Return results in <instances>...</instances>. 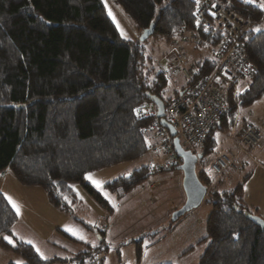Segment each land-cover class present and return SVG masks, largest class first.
<instances>
[{
  "label": "trees",
  "instance_id": "16d2710c",
  "mask_svg": "<svg viewBox=\"0 0 264 264\" xmlns=\"http://www.w3.org/2000/svg\"><path fill=\"white\" fill-rule=\"evenodd\" d=\"M221 1L256 25L264 21V0ZM116 3L137 32L151 30L147 39H123L104 0H0V173L9 171L23 186L42 188L49 202L65 213L70 202L79 201L76 183L112 211L86 175L145 156L153 141L147 133L152 118L139 120L136 110L156 101L166 105L172 97L166 73L146 55L144 44H176L181 32L195 31L192 0ZM246 52L257 73L242 95L244 108L264 97V31L248 34ZM236 110L230 106L210 133L201 147L203 157L216 144L215 133L230 128ZM158 172L141 167L103 190L123 200ZM198 176L205 186L211 185L204 171ZM209 198L212 210L201 241L206 248L198 264H264V228L252 219L264 221V213L245 202L244 185L215 191ZM17 222V213L0 193L2 245L10 246L4 237ZM15 241L10 247L26 264L58 263ZM97 250L72 260L90 264Z\"/></svg>",
  "mask_w": 264,
  "mask_h": 264
},
{
  "label": "rangeland",
  "instance_id": "374dc122",
  "mask_svg": "<svg viewBox=\"0 0 264 264\" xmlns=\"http://www.w3.org/2000/svg\"><path fill=\"white\" fill-rule=\"evenodd\" d=\"M104 1L108 15L110 10L115 17L114 20L113 16L109 15L120 36L125 39L121 35V31H123L128 37L126 40L139 39L143 34L142 31L137 32L135 30L131 20L123 13L122 9L107 0ZM112 2H116V0ZM258 28L261 29L260 31H264V21L258 24L253 31L260 32L256 31ZM149 41L144 44L146 55L153 59L158 70L168 71L173 56L179 47L185 49L190 62L210 57L209 50L205 46L196 48L193 43H185L181 40H179L181 43L177 40L176 44L160 43L155 45ZM167 78L171 84L169 94L171 93L170 95L173 96L175 87L182 85V82L178 83L182 76L169 70ZM238 108L239 114L236 110L230 128L226 132L217 131L215 133L216 144L210 153L203 157L201 147L193 151L200 156L196 168L197 174L201 175L204 171L212 180L211 185L206 186L208 194L205 198V205L199 209L197 215L190 217L187 215L173 224V214L184 196L183 173L177 169L166 173L167 168L162 165L170 159L164 155L163 151L148 152L140 160L132 163L133 165L130 164L128 168L129 164H118L89 173L93 180L102 182V188L96 187L92 180L87 178L89 174L86 175V182L94 189L101 191L108 200L113 210L111 212L98 204L94 197L79 183L73 184L74 192L79 201L75 204L70 202L69 213L62 212L49 202L42 188L23 186L8 171L6 177L0 176V193L5 195L17 213L18 222L13 226L11 235L5 236L10 237L12 243H9V240L4 237L5 241L10 246L16 243L15 240H18L31 245L35 251L39 248L44 257H47V259L41 257L36 251L43 260H58V263L62 264H73L69 258L73 259L79 253L88 251L87 246L98 249L94 255L103 264H198L201 256L194 260L190 258L195 254L184 260L179 256L193 239L199 240L202 239L200 237L206 235L203 229L196 228L200 227L196 222L201 224L203 217L206 216V222H202L203 226L206 225L209 219V216L205 214L207 206H210L212 210V206L209 204V196L218 191L217 184L220 180L231 179L237 174L239 176V172H244L240 182L236 183L231 190L239 184H243L247 201H252L254 204L264 203V160L255 161L257 160V153L261 149H254L253 155L256 158L250 161L248 168L247 165L245 166L246 170L240 169V166L237 165L236 168L229 169L224 175L218 177L214 176L210 170L212 164L219 157L234 153L230 132L237 121L239 130L242 124L251 121L261 131H264V98L260 99L251 110H245L241 103ZM246 117L250 121L246 120ZM159 162L162 165L158 164ZM150 163L158 164L157 166L160 168L155 171L151 170L152 165H149ZM180 164L181 161L178 166ZM141 167H147L152 172H159L150 176L141 187L123 200H119L108 193L105 195L106 192L103 191V188L107 183L120 176H128ZM246 176H248L247 179H245ZM9 197L18 205L19 212L13 207ZM181 220L186 221L177 227L172 235H168V231L177 226ZM66 228L74 230L76 234H71L66 231ZM80 236L83 239H80ZM28 241L32 243H28ZM10 246L0 243V264H17V262L26 264L25 259ZM139 249L141 250L140 256L138 255Z\"/></svg>",
  "mask_w": 264,
  "mask_h": 264
},
{
  "label": "built area",
  "instance_id": "2783aa9c",
  "mask_svg": "<svg viewBox=\"0 0 264 264\" xmlns=\"http://www.w3.org/2000/svg\"><path fill=\"white\" fill-rule=\"evenodd\" d=\"M192 1L195 3V31L200 30L203 36L195 31H184L179 38L185 43H193L196 48L207 47L210 57L190 62L185 49L179 47L168 71L181 74L184 83L175 89L164 106V117H158L156 106H142L138 112L136 110L139 120L152 118L147 129L153 136L149 153L163 151L170 161L160 165L167 169L179 164L174 139L178 138L181 146L192 152L202 147L230 106H236L239 114L242 95L250 88L257 73L246 52L247 36L257 25L221 0ZM168 71H164L166 76ZM163 122L175 131L174 137ZM238 127L237 121L231 129L230 139L239 153L264 146V134L252 124L244 123L240 130ZM238 158V153L219 157L212 164L211 173L216 177L224 175L239 165ZM157 165L150 169H159ZM7 172H1L0 176L6 177ZM90 264H102V261L96 257Z\"/></svg>",
  "mask_w": 264,
  "mask_h": 264
},
{
  "label": "water",
  "instance_id": "95a60500",
  "mask_svg": "<svg viewBox=\"0 0 264 264\" xmlns=\"http://www.w3.org/2000/svg\"><path fill=\"white\" fill-rule=\"evenodd\" d=\"M150 34L151 30L145 31L142 34L141 41L147 39ZM155 106L158 108V117L163 118L164 105L156 101ZM163 124L169 130L171 136L174 137L175 131L165 122ZM173 147L177 157L181 161V164L177 167V171L183 173L182 187L186 196L184 205L173 214L172 222H176L202 205L208 194V188L200 181L197 174L196 168L200 156L190 150L184 149L178 138L174 139ZM252 219L258 226L264 228V221L260 217L254 216Z\"/></svg>",
  "mask_w": 264,
  "mask_h": 264
},
{
  "label": "crops",
  "instance_id": "0c3cea01",
  "mask_svg": "<svg viewBox=\"0 0 264 264\" xmlns=\"http://www.w3.org/2000/svg\"><path fill=\"white\" fill-rule=\"evenodd\" d=\"M109 3H111V4H115V5H117V3L116 2H112L111 0H107ZM258 26V25H257ZM198 61V60H197ZM193 62H195V61H193ZM180 82H182V85H183V83H184V80H183V78H181V81H178V83H180ZM181 85V86H182ZM181 86H178V87H175V88H179V87H181ZM264 98V97H263ZM263 98H261V99H263ZM259 101V100H258ZM257 101V102H258ZM257 102H255L252 106H250V107H247V108H245V110H251L253 107H254V105L257 103ZM247 112V111H246ZM245 112V113H246ZM247 116V115H246ZM246 120H249V118H247L246 117ZM250 121V120H249ZM246 122V121H245ZM249 123H251L259 132H261V133H263L264 134V131H261L254 123H252L251 121L249 122ZM254 149H261V150H259L260 152L259 153H257V160H255L254 158H256L254 155H253V152L255 151ZM264 149V146L262 147V148H252V149H247L246 151H243V152H240L239 153V151L236 149V147H234V153H238L239 154V158H238V161H239V166H240V169H245V166L247 165V168L249 167V165H250V161H253V160H255V161H257V162H261V160H264V152H262V150ZM250 150H252V151H250ZM234 153H232V154H234ZM253 158V159H252ZM249 162V163H248ZM161 162H159L158 164H160ZM263 163V162H262ZM264 164V163H263ZM131 165H133V164H131ZM149 165H153V164H149ZM128 167H130V165L129 166H127V168ZM126 168V169H127ZM126 169H124V170H126ZM123 170V171H124ZM246 170V169H245ZM122 171V172H123ZM240 171V170H239ZM167 173V172H166ZM240 173H241V176H240ZM242 173H244V172H239V176H238V174L237 175H235L234 177H232L231 179H228V178H226L225 180H220L219 182H218V184H217V189H218V191L219 192H222V191H228L229 189L231 190V188L236 184V183H238V182H240V180H241V177H242ZM248 178V176H246L245 177V179H247ZM250 180V179H249ZM183 188V187H182ZM104 189V188H103ZM104 191V190H103ZM5 196V195H4ZM247 196L246 195H244V200H245V202L251 207V208H253V209H257L258 211H259V214H263L264 213V203H257V204H254L252 201H247L246 198ZM185 201H186V196H185V193H184V196H183V199H181V202L179 203V206L175 209V211H177V210H179L180 208H181V206H183V204L185 203ZM252 202V203H251ZM264 202V201H263ZM205 205V200H204V202L202 203V205L198 208V209H196V210H194V211H192L191 213H189V214H187V215H189L188 217H190V216H192V215H197L196 213L199 211V209H201L203 206ZM113 211V210H112ZM210 213H211V209H210V206H207V210H206V212H205V214H207V216H210ZM186 215V216H187ZM206 220H207V217L206 216H204L203 217V219H202V222L204 223V222H206ZM185 221L186 220H181L180 222H179V224H177V226H174V228H172V229H170V231H168V235H172L175 231H176V228L177 227H179L180 225H183L184 223H185ZM194 221L196 222V220L194 219ZM202 222H201V224L200 223H197L196 222V224H199L200 225V227H196V228H198V229H203V232H206V234H207V223H206V225L205 226H203V224H202ZM191 224H192V222H191ZM203 226V227H202ZM201 234H202V232H201ZM204 234V233H203ZM201 236H203V235H201ZM206 237V235L204 236V237H200V238H202V239H193V241H191V243H189L186 247H185V249H184V251H183V253L179 256V258H181V259H188L189 257H191V255H194L195 254V256H192L190 259L191 260H194V259H196V258H198V256H201L202 257V255H203V253H204V251H205V248H206V244H204V243H201V241L204 239ZM194 242V243H193ZM87 249H88V251H90V250H93L90 246H87ZM197 251V252H196ZM87 252V251H86ZM80 254V253H79ZM69 260L73 263V264H75L74 263V261L72 260V258L70 257L69 258ZM62 262V261H61ZM57 264H62V263H57ZM103 264V263H102ZM151 264H157V263H151Z\"/></svg>",
  "mask_w": 264,
  "mask_h": 264
},
{
  "label": "snow or ice",
  "instance_id": "6c2138e0",
  "mask_svg": "<svg viewBox=\"0 0 264 264\" xmlns=\"http://www.w3.org/2000/svg\"><path fill=\"white\" fill-rule=\"evenodd\" d=\"M248 2H249V3H252V2H254V0H248ZM197 3H199V0H197ZM260 7H261V8H264V4L260 5ZM109 15H110V16H113V14H112V12H111L110 10H109ZM113 19L115 20V17H114V16H113ZM260 30H261V29H259V28L256 29V31H260ZM121 35L124 36L125 39H128L127 35H126L123 31H121ZM138 111H139V110H137V112H138ZM87 178H88L89 180H92V182L96 185V187H98V188H102V182H99V181L93 180L91 174H89ZM105 195H107V193H106ZM8 199H9L10 202H12L13 207L16 208L17 212H19V207H18V205H17L14 201H11V197H9ZM66 231H69V232H70L71 234H73V235L76 234V232H75L74 230L70 229V228H66ZM79 238H80V239H83L82 236H80ZM5 239H8V240H9V243H12V240H11L10 237H5ZM28 243H32V242H31V241H28ZM36 251L41 255V257L47 259V257H44L43 253L40 252V249H39V248H37ZM17 264H20V262H17Z\"/></svg>",
  "mask_w": 264,
  "mask_h": 264
}]
</instances>
